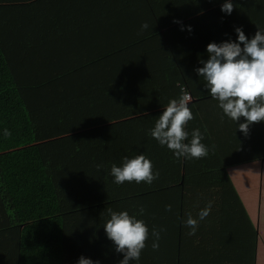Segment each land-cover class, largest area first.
Segmentation results:
<instances>
[{"label": "trees", "instance_id": "1", "mask_svg": "<svg viewBox=\"0 0 264 264\" xmlns=\"http://www.w3.org/2000/svg\"><path fill=\"white\" fill-rule=\"evenodd\" d=\"M230 2L229 15L225 0H0V264H120L109 209L149 229L129 264H264V121L240 131L245 118L225 116L196 71L209 43L264 30V0ZM183 93L185 143L198 128L204 158H177L150 134ZM140 154L158 178L116 184L111 166Z\"/></svg>", "mask_w": 264, "mask_h": 264}, {"label": "clouds", "instance_id": "2", "mask_svg": "<svg viewBox=\"0 0 264 264\" xmlns=\"http://www.w3.org/2000/svg\"><path fill=\"white\" fill-rule=\"evenodd\" d=\"M221 11L231 14L233 4L230 0H225ZM148 27V23L145 22L141 30ZM235 31L238 42H224L220 45L213 42L207 45L209 58L203 61L204 66L196 71L207 81L211 97L218 101V106L225 116L233 121L245 118L246 123L239 124V129L246 134L250 123L264 121V34H262L264 30H258L251 40L246 37L242 28L237 27ZM190 100L191 97L187 93H183L179 99L170 100L154 128L150 130V134L161 146H167L173 151L177 158L200 159L209 154L208 147L201 142L204 139L201 131L198 128L194 129L190 142L185 143L189 136L185 126L193 119L189 107ZM4 135L10 136L11 133L5 129ZM96 167L99 170L102 165ZM152 168L151 161L140 154L133 158L124 157L122 166L113 164L110 174L116 184L126 181L151 184L159 175L158 172L154 174ZM211 206L209 202L200 210L199 220H204L209 215ZM166 210L171 211V205H167ZM143 212L144 209L141 208L140 213ZM109 214L110 219L107 220L104 229L108 239L116 245V251L124 253L120 264L139 260L149 236L148 227L142 220L130 216L127 211L114 212L109 209ZM184 223L191 228L188 235H194L198 220L189 213ZM152 236L155 237L152 248L157 250L160 231L153 228ZM79 264H93V261L81 256ZM95 264H99V261Z\"/></svg>", "mask_w": 264, "mask_h": 264}, {"label": "crops", "instance_id": "3", "mask_svg": "<svg viewBox=\"0 0 264 264\" xmlns=\"http://www.w3.org/2000/svg\"><path fill=\"white\" fill-rule=\"evenodd\" d=\"M250 125H255V126H257V125H259V126H261V121L260 122H256V123H250L249 124V126ZM248 132V131H247ZM248 136L250 135V132H248V134H247ZM221 137H219V138H214L215 139V142L216 141H218L219 139H220ZM251 138V137H250ZM251 166V165H250ZM251 168V167H250ZM245 176H246V181L248 182L251 178H252V172L251 171H248V172H246L245 171ZM254 176L255 177H257V172L254 174ZM260 177H261V182H260V184H262V182H263V178H262V176L260 175ZM264 177V176H263ZM260 190H261V187H260ZM245 196H246V191H245ZM249 200L251 201V194H250V198H249V192H248V206H249ZM245 203H246V205H247V200L245 201ZM249 213H250V215H251V212L249 211ZM262 220H264V212L259 216V229H260V231L262 232H260V236H261V243H262V245L264 246V221H262ZM263 261H264V255H263Z\"/></svg>", "mask_w": 264, "mask_h": 264}, {"label": "rangeland", "instance_id": "4", "mask_svg": "<svg viewBox=\"0 0 264 264\" xmlns=\"http://www.w3.org/2000/svg\"><path fill=\"white\" fill-rule=\"evenodd\" d=\"M239 177L241 178L240 180L245 183V180H246L245 171L243 173L239 174ZM259 264H261V263L259 262Z\"/></svg>", "mask_w": 264, "mask_h": 264}]
</instances>
